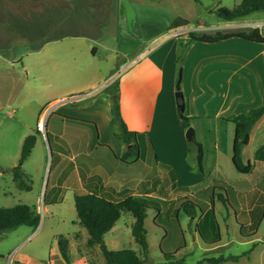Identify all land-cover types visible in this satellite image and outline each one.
<instances>
[{
    "label": "rangeland",
    "instance_id": "1",
    "mask_svg": "<svg viewBox=\"0 0 264 264\" xmlns=\"http://www.w3.org/2000/svg\"><path fill=\"white\" fill-rule=\"evenodd\" d=\"M186 1L189 0H0V55L12 64L11 66L0 62V75L7 81L16 80L15 91L19 100L43 101L51 93L53 94L51 97H63V101L51 102L46 105L45 108H49L46 118L51 113H60L62 109L96 102L98 110L102 112V120L108 122L107 127L96 115L79 118L96 123L100 134L99 142L109 145L117 154L125 153L127 147L123 146L116 137L119 130L112 115V102L116 95L112 96L111 89L117 90L116 87L118 88L119 101L121 87L118 86V80L130 71H120V76L116 80L114 79L110 84L106 83L110 77L104 80L105 73L103 71L111 66V56L115 52L124 50L129 53L134 42H139L141 45L145 43L148 37L154 35H148L150 32L156 31L155 34H157L163 23L169 24V17L175 11L185 16L192 14L194 18L203 17V21H205V18L209 17L208 13L213 11V9L207 11V8L211 9L214 6L232 8L234 4L238 5L241 2V0H192L189 2L190 4H187ZM46 19L48 24H44ZM176 20L172 19L173 24ZM201 21L199 20V22ZM46 29L48 32L52 29L54 38H57V33H68L69 36L77 37L49 44L45 51L46 55H31L33 47L40 42L33 37L38 36ZM3 36L6 39L1 40ZM163 43L162 40L153 41L150 46L148 43L143 46V48L148 46L147 48L141 47L136 53L127 56L123 60V65L128 64L140 52L143 53L149 47H153L151 51L144 54L143 59L147 58ZM180 45L179 43L177 49L181 58L178 64L182 66L191 43L187 41L181 47ZM92 48L97 51L94 59L89 54ZM92 63L102 70L103 78L101 81H97L94 86L87 87L90 80L99 78L98 76L94 77L99 74L92 72L94 71ZM45 65L48 66V70H41V67ZM19 69L22 70L19 72ZM151 77L155 84L159 82V89L161 84L167 81L164 68L158 75ZM42 84L50 85L46 89V96L37 93L38 90L45 88L32 89V87H42ZM10 89L12 88L8 83L0 84V98L7 97L11 92ZM123 91L125 96L129 94L128 87L124 86ZM87 93L89 94L86 97L75 103L65 101L71 96ZM12 108H15V105L6 110L10 111ZM21 115L19 113L11 117L21 118ZM23 117L24 120L29 121V112H26ZM182 123L186 126L184 121ZM190 124L187 129H194L193 121L190 120ZM13 138L16 139L15 136ZM188 145L193 152L195 147L192 142H188ZM10 151H12V147H10ZM154 153L155 151L151 148L143 150L141 158L133 170L137 176L142 175L143 180H147L148 185L154 188L151 190L152 195L157 194L155 190H162L164 191L163 196L168 199L175 198L177 200L180 198L174 203L165 199L160 220H157V224L165 228L169 235L162 242L165 233L153 224L156 212L147 211L144 228L148 248L144 254L131 236L134 218L129 213H123L111 232L103 238L107 249L111 251L131 250L141 258L142 264L167 262L164 255L173 253H175L176 259L184 258L186 264H197L204 259L229 255L240 256L245 252H248L247 255L242 256L238 262L220 264H264V184L255 188L258 183L257 172L251 176L246 175L242 182V189L248 192L246 195L248 205L254 206L250 213L254 226L251 228L244 226L241 229L231 210H228L229 219L224 222L222 214L225 217L227 211L216 210V227L210 231L202 227V236H200L198 231L195 232V226L201 215L198 214L191 221L178 207L184 201L183 196L187 195L190 199L191 193L182 194L181 191L170 189L169 184H163V178L166 179L163 176L166 173L163 169L169 166L161 162L156 163ZM193 155L194 153L190 154L188 160L190 164L193 163L191 166L195 167L194 174H192L195 176L198 171L194 166ZM10 170L0 177V208H12L19 204H34V198L37 195L36 189H39L41 184L39 195L41 207L39 205L37 211L40 215V223L36 229L21 226L0 234V264H45L52 256V248L57 247L59 236L69 240V264H105L99 247L87 246V231L78 223L74 207L75 170L73 163L65 158L51 157L47 148L43 180L39 184L36 179V170H34V178L31 179L33 190L29 192L17 189L15 183L12 182ZM3 171L4 169L0 167V173ZM218 171V175L214 174V171L209 172V179L205 177L206 179L203 178V180H199L197 176H195L196 178L185 176L180 171L179 180L181 182L176 184L182 188H189L195 194L200 192L193 198L205 209L204 203L212 198L209 189L212 182L220 181L226 184L227 178H229L227 170L219 169ZM56 181L59 182L57 187H55ZM47 184L48 186H46ZM258 189H261V194ZM241 198L244 202V195ZM232 204L237 208V212L241 213L239 205L234 202ZM242 204L245 205V203ZM175 214L178 217L185 244L181 241L180 233L177 230H172L174 227L170 218ZM206 224L208 223L206 222ZM160 245L162 250L159 248ZM202 264L207 263L203 262Z\"/></svg>",
    "mask_w": 264,
    "mask_h": 264
},
{
    "label": "crops",
    "instance_id": "2",
    "mask_svg": "<svg viewBox=\"0 0 264 264\" xmlns=\"http://www.w3.org/2000/svg\"><path fill=\"white\" fill-rule=\"evenodd\" d=\"M191 1H186V3L190 4L189 2ZM236 5L234 4V6ZM220 8L223 7L214 6L211 9L207 8V11ZM208 15L209 17L203 21V17L194 18L192 14L185 16L177 11L173 12L171 17H169V24L163 23L160 30L157 31V34H155L156 31L150 32L148 35H154L148 37L145 43L141 45L139 42H134L129 53L125 50L115 52L111 56V66L103 71L105 73L104 80L117 72L119 66L123 65V60L127 56H130L131 53H136L148 43H150L148 45L150 46L153 41H164L159 48L154 49L155 51L143 59L138 65L127 69L126 71L130 72L118 80V86L121 87L119 89L121 117L129 131L144 133L146 135V138L153 145V151H155L154 160L156 163H165L173 170L177 184L181 182L179 180L180 171L185 176H192L194 178L197 176L199 180H203L205 177L209 179V172L211 171H214V174L218 175L219 169L221 171L227 170V177L229 178H227L226 184H229L235 193L244 195L245 197V205L240 208L241 213L237 214L239 222L237 224L238 226H242H239L241 229L244 226L251 228L254 226V223L252 222L250 213L253 211L254 206L248 205L246 196L248 192L242 189V182L246 178V175L239 174L232 164V145L235 127L228 119L264 106V44H255L240 39H229L216 44L194 42L191 43L186 53L184 63L181 66L182 81L180 90L184 98V114L186 116L184 118L189 121V125H191L190 120L193 121L195 140L200 144L202 149L203 175L197 173L195 176L192 175L194 174L195 167H192V162L191 166L188 157L194 153V166H196L197 170V152L196 148L193 152L190 150L188 141L185 138L187 127L182 123L184 118H181L178 113V106L175 102L174 95L176 91L174 81L178 65L177 53L180 54L177 49L179 43L188 41L189 34L214 35L217 32L234 33L249 29H258L264 38V12H255L231 22L221 21L210 13ZM173 18L183 20L184 24L179 27H173ZM199 20L202 21L199 22ZM44 24H48L47 19L44 21ZM69 35L68 33H57V38H54L52 29H50V32L47 29L40 32L38 36L35 35L33 37V39L40 40V42L33 47L31 55H46L45 51L49 44L77 37ZM4 39H6L5 36L1 38V40ZM138 45L139 47L137 48ZM134 50L135 52H133ZM96 52L95 48L89 51L92 59L95 58ZM0 62L12 66L10 61L1 55ZM163 68L165 69V79L167 81L161 84V88L159 89V82L155 84L151 80V76L158 75L163 71ZM42 69L48 70V66H42ZM21 70L19 69V72ZM92 70H94L92 72H98L99 75H94V77L98 76L99 78L90 80L87 87L94 86L97 81L99 82L103 78L102 70L94 66V64L92 65ZM0 77V84L8 83L12 88L7 97L0 98V167L4 169L3 173H0V177L17 165L22 144L26 137L39 133L36 136L33 149L23 163L22 170L30 179L34 178V170H36V179L40 184V181L44 177L47 145L44 133L38 130L39 124L41 122L45 123L46 132L52 138H63L65 136L66 119L90 122L96 125L93 121L84 120L79 117L96 115V117L102 120V112L98 110L96 102H91L85 103L80 107L62 109L60 113H51L46 118L49 109L45 108L46 105L51 102L64 100L63 97L54 98L51 97L53 95L51 93L43 101L27 102L25 100H19L15 91L16 80L7 81L1 75ZM49 86L42 84V87H32V89L45 88L44 90H38L37 93L46 96V89ZM124 86L129 88V94L126 96L123 91ZM154 88L155 91H153ZM18 93L21 94L19 91ZM12 105H15V108H12L10 111L6 110ZM26 112H29V121L24 120L23 115ZM19 113L22 114L21 116L23 118L11 117ZM68 114L78 116H69ZM102 121L103 125L107 127L108 122ZM96 128L100 140L97 125ZM73 138L74 140L75 138L78 139V142L75 140L77 144L75 146L70 145L69 154L63 155L56 153L55 156L57 158L68 159L70 163L74 164L75 195L77 189L81 188L78 167L83 168L85 171L88 170L87 174L91 176V171L94 170L95 166L89 165L88 161H94L95 157L88 152V145L91 143L90 140H86L83 134L74 135ZM99 143L102 144L101 142ZM10 147H12V151H10ZM115 154L118 157H122L124 153L117 154L115 152ZM241 157L244 164L250 163L253 166L248 176L257 172L258 183L255 188H259L260 185L264 184V115L253 126L250 132L249 143L243 148ZM106 161L108 162V160ZM36 166L37 168L35 169ZM132 169L124 174H118L116 170L110 172L106 175L103 182L104 186L117 184L120 192L125 196L146 195L159 199L162 198L163 200L167 199L173 203L177 201L175 198L168 199L164 197V191L162 190H155L157 194L152 195L151 190L154 188L148 185L147 180H143L142 175L137 176ZM113 178L114 180H111ZM131 182L135 183V185L128 186L127 184ZM55 183V187H57L59 182L56 181ZM40 188H42L41 184L39 189H36L37 195L34 198V204L28 205L35 206L37 211L39 205L41 207L39 201ZM169 188L171 189V187ZM258 192L261 194V189H258ZM188 193H191L190 196L195 197L200 192H196L195 194L188 188ZM183 197H187V195ZM204 205V208L206 207L205 212L198 219V224L210 223L212 221L211 215L216 220V210L222 212L223 210L225 212L227 211L219 202L211 204V198ZM222 216L223 221L226 222L230 215L227 212L225 213V217L223 214ZM234 217L236 219V214ZM45 264H65L59 254L58 247L52 248V256Z\"/></svg>",
    "mask_w": 264,
    "mask_h": 264
},
{
    "label": "trees",
    "instance_id": "3",
    "mask_svg": "<svg viewBox=\"0 0 264 264\" xmlns=\"http://www.w3.org/2000/svg\"><path fill=\"white\" fill-rule=\"evenodd\" d=\"M255 12H264V0H241V2L232 8H220L217 10L210 11V14L215 15L219 20L224 22H231L243 17H246ZM184 24V21L177 19L173 27H179ZM229 39H240L255 44H264V38L260 34L258 29H249L234 33H215L214 35L208 34H189L188 42L202 43V44H216ZM183 43H181L180 47ZM180 54L177 53V63L180 60ZM182 81V67L177 65L175 87L176 91H180ZM117 90L111 89L113 94L112 102V115L119 133L116 137L120 142L127 147L122 157H118L115 152L107 145L99 143V136L96 125L90 122H81L72 119H66L65 136L63 138H52L51 135L46 132V137L49 142L51 156H55L56 153L68 155L70 152V145L75 146L78 139L73 138L74 135L83 134L86 140H90L91 143L88 145V152L95 157L94 161H88L89 165H94L95 168L92 170L91 176H88L87 171L83 168L78 167V174L81 180V188H78L74 195V207L76 216L80 226L84 227L88 234V240L86 242L88 247L98 246L105 264H142L141 258L131 250H108L103 242V238L106 234L111 232L117 221L121 218L123 213H129L134 218V223L131 227V236L134 241L141 247L144 254L147 252V240L146 232L144 228V222L147 217V211L153 210L156 212V217L153 220V224L158 226L159 229L163 230L165 236L162 242L167 238L169 232L157 224V220H160L162 208L165 200L162 198L146 196V195H129L125 196L120 192L117 184H108L106 187L103 182L106 175L114 170L118 171V174L126 173L134 169L138 161L141 158L143 150H153L152 143L146 138L144 133L131 132L127 129L119 108L118 101V88ZM109 90V88H108ZM264 115V106L252 109L246 113L238 114L230 119V122L234 124V139L232 145V164L235 170L241 175H249L253 169L252 164H244L242 161L241 153L245 146L249 143L250 132L257 121ZM186 127H189V121L183 119ZM39 133L26 137L22 144L20 158L17 165L12 168L13 182L17 189L24 192L32 190V181L27 174L22 170L23 163L29 156L33 149L36 136ZM197 152V171L198 174L203 175L202 170V158L203 153L200 144L194 140L192 142ZM104 158V159H103ZM108 160V162L106 160ZM132 169V170H133ZM163 169V168H162ZM134 171V170H133ZM166 172L163 176V184L171 187L173 191H181L182 194L188 193V188H182L176 184V176L173 170L169 167L163 169ZM264 182V178H263ZM128 186H134L135 183H128ZM47 186V185H46ZM212 198L211 204L219 202L224 208L231 210L236 214L237 219V208L232 202L237 203L239 208L243 207L244 203L241 194L235 193L233 189L220 182L213 181L211 188ZM240 197V198H239ZM239 198V200H238ZM180 198H177V200ZM182 199V198H181ZM183 203L180 205V210L193 221L198 214L203 215L205 209L201 207L193 196L183 198ZM158 203L162 205L159 206ZM229 203L230 206L227 204ZM205 206V205H204ZM233 209V210H232ZM212 221L208 224H196V232L202 236V227L210 230H214L216 227V220L211 215ZM248 221V218L246 217ZM171 224L180 233L181 241L185 244L183 232L177 215H172L170 218ZM40 223V215L37 212L35 206L28 205H16L12 208H0V234L15 230L21 226L36 229ZM240 226V225H239ZM201 227V228H200ZM242 227V226H240ZM57 247L59 254L65 264H69V240L59 236L57 238ZM161 249V245L159 246ZM162 250V249H161ZM248 252L243 253L240 256H226L219 258L204 259L197 264L203 262L207 264H220L225 262H238V260L247 255ZM167 262L159 264H186L184 258L176 259L175 253L164 255Z\"/></svg>",
    "mask_w": 264,
    "mask_h": 264
},
{
    "label": "built area",
    "instance_id": "4",
    "mask_svg": "<svg viewBox=\"0 0 264 264\" xmlns=\"http://www.w3.org/2000/svg\"><path fill=\"white\" fill-rule=\"evenodd\" d=\"M152 49H153V47H151V48L149 47L145 52L140 53V54H138L137 56H135V57H134V58H133L128 64H126V65H121L120 68H119V70H118L117 72H115L113 75H111V76H110V79H109L106 83H108V84H110V82L112 83L114 79L116 80V79L120 76V73H121V72L126 71L127 69L133 67L135 64H137V63H139L140 61H142L143 58H144V54H145L146 52L151 51ZM120 71H121V72H120ZM88 94H89V93H87V94H82V95H77V96H71L69 99H67V100H65V101H68V102L74 103V102H76L77 100L86 97ZM61 101H63V100H61ZM38 130H39L40 132H42V133H45V123H44V122H41V123L39 124V126H38Z\"/></svg>",
    "mask_w": 264,
    "mask_h": 264
},
{
    "label": "water",
    "instance_id": "5",
    "mask_svg": "<svg viewBox=\"0 0 264 264\" xmlns=\"http://www.w3.org/2000/svg\"><path fill=\"white\" fill-rule=\"evenodd\" d=\"M175 102H176V104L178 106L179 116L181 118H184V98H183V94H182L181 91H176L175 92ZM44 137H45V140H46V145H47L48 151H49L50 156H51V150H50L49 142H48V139L46 137V129H45ZM185 138H186V140L188 142H193L195 140V131H194L193 128H188L187 129V131L185 133ZM227 204L230 206L229 203H227Z\"/></svg>",
    "mask_w": 264,
    "mask_h": 264
}]
</instances>
